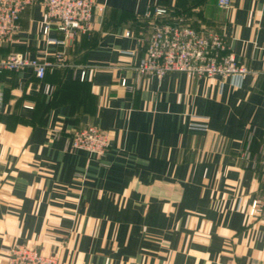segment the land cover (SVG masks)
I'll return each instance as SVG.
<instances>
[{"label": "crops", "instance_id": "crops-1", "mask_svg": "<svg viewBox=\"0 0 264 264\" xmlns=\"http://www.w3.org/2000/svg\"><path fill=\"white\" fill-rule=\"evenodd\" d=\"M155 7L222 33L250 70L242 86L138 74L142 14ZM43 18L26 6L14 41L0 42V58L52 63L41 79L0 71V264L15 244L63 264H263L264 215L248 210L264 188V0H95L89 30L50 28L61 44ZM192 116L207 130L189 128ZM88 125L108 133L101 157L68 148Z\"/></svg>", "mask_w": 264, "mask_h": 264}, {"label": "built area", "instance_id": "built-area-1", "mask_svg": "<svg viewBox=\"0 0 264 264\" xmlns=\"http://www.w3.org/2000/svg\"><path fill=\"white\" fill-rule=\"evenodd\" d=\"M35 2L43 8L41 33L50 43H62V40L48 36L51 27L64 35H70L74 30L86 31L91 28L95 0H0V42L14 41L21 11ZM230 3L231 0H217V6L224 9ZM142 16L150 20L151 31L146 39L136 38L139 45L144 43V53L135 67L138 74L158 78L171 72H183L189 76H219L227 79L235 89L242 86L250 70L229 49L222 33L204 32L179 17L161 21L166 16V11L160 7L147 8ZM124 35L132 36L129 30ZM57 58H60V54ZM50 66L52 63L48 60L30 58L21 52H10L0 58V71L29 67L37 79H41ZM121 85H127L125 78L121 80ZM51 89V86L45 87L47 93ZM207 121V117L192 116L188 126L206 131ZM67 143L69 149H83L90 155L101 157L109 145L108 133L102 128L88 125L74 130ZM260 163L264 168V153ZM248 213L251 217L264 215V188L251 201ZM3 264L63 263L56 253L42 254L25 244H15L7 249Z\"/></svg>", "mask_w": 264, "mask_h": 264}, {"label": "trees", "instance_id": "trees-1", "mask_svg": "<svg viewBox=\"0 0 264 264\" xmlns=\"http://www.w3.org/2000/svg\"><path fill=\"white\" fill-rule=\"evenodd\" d=\"M149 20V19H148ZM172 19L165 20V18H161V21H171ZM150 21V20H149Z\"/></svg>", "mask_w": 264, "mask_h": 264}]
</instances>
